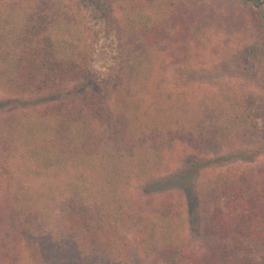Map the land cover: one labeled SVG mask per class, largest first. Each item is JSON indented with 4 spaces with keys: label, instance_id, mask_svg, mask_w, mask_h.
I'll use <instances>...</instances> for the list:
<instances>
[{
    "label": "trees",
    "instance_id": "16d2710c",
    "mask_svg": "<svg viewBox=\"0 0 264 264\" xmlns=\"http://www.w3.org/2000/svg\"><path fill=\"white\" fill-rule=\"evenodd\" d=\"M94 3L0 0V264H264V0Z\"/></svg>",
    "mask_w": 264,
    "mask_h": 264
},
{
    "label": "rangeland",
    "instance_id": "374dc122",
    "mask_svg": "<svg viewBox=\"0 0 264 264\" xmlns=\"http://www.w3.org/2000/svg\"><path fill=\"white\" fill-rule=\"evenodd\" d=\"M80 4L87 6L90 11L97 16L98 11L94 8V0H78ZM230 41L217 57H210L219 64L227 63L229 67H234L239 60L247 58L248 60H256L258 57L264 56L263 48L256 40L250 38L243 33H237L236 36H229ZM227 41V42H228ZM226 42V41H224ZM227 71V70H226ZM225 71L226 77L229 78L231 72ZM225 76V75H224ZM208 84H216L221 77H207ZM0 97L4 98L6 95L0 92ZM252 159H247L250 161ZM232 164L240 161H231ZM230 163V162H229ZM197 165L193 155L185 148L181 147L178 151V158L172 169L157 179V187L160 189L178 190L189 200V210L192 211L197 205L195 194L198 187Z\"/></svg>",
    "mask_w": 264,
    "mask_h": 264
}]
</instances>
